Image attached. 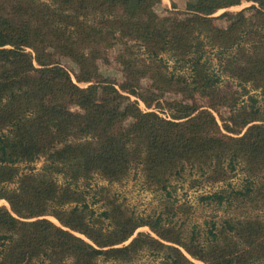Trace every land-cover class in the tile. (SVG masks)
Segmentation results:
<instances>
[{"label": "trees", "instance_id": "16d2710c", "mask_svg": "<svg viewBox=\"0 0 264 264\" xmlns=\"http://www.w3.org/2000/svg\"><path fill=\"white\" fill-rule=\"evenodd\" d=\"M245 1L252 4L218 17L243 0H194L160 17L155 6L161 0H0V201L9 205L0 207V264L130 262L145 247L163 253V264H264L258 217L223 218L202 238L196 228L187 236L164 213L136 215L115 200L96 217L88 193L76 188L94 174L121 181L137 165L146 186L170 200L172 181L188 167L222 181L242 164L249 177L240 189L202 200L232 205L238 198L264 208V110L254 96L252 104L238 106L204 60L207 45L219 49L221 71L245 89H259L264 99V0ZM217 19L227 26L218 27ZM117 33L124 39L119 88L98 74L96 61L105 51L84 52L88 41L113 45ZM130 42L142 43L149 62ZM162 53L183 63L190 76L167 71ZM57 54L73 60L77 82L89 86L74 83ZM145 79L150 82L143 87ZM167 93H198L212 110L226 106V133L210 109L191 101L166 100L167 115L140 108V102L161 105ZM40 158L39 171L20 173L16 166ZM59 175L65 183H58ZM15 179L16 188H5ZM170 204V217L181 213ZM145 227L151 233L133 237Z\"/></svg>", "mask_w": 264, "mask_h": 264}, {"label": "rangeland", "instance_id": "374dc122", "mask_svg": "<svg viewBox=\"0 0 264 264\" xmlns=\"http://www.w3.org/2000/svg\"><path fill=\"white\" fill-rule=\"evenodd\" d=\"M194 1V0H193ZM192 2L191 0H161V3L155 6V12L160 17L168 16L170 11H184L186 5ZM252 3L243 0L240 6L231 7L226 10L219 11L214 16L218 17L222 13L228 11L231 13H238L241 10L249 7ZM90 22L98 21V18H95V15H89L87 18ZM215 24L218 27H226L227 21L225 19H217ZM107 26H110L108 24ZM75 38L79 37V34L74 33ZM122 41L124 39L119 38V33L115 34L111 38L110 46H97L87 42L85 44L84 52L89 53L94 50V48H101L102 51H105L104 57H98L96 65L98 67V74L102 79H106L119 88V85L124 80V74L122 72V67L119 63V54L123 49ZM132 43V42H130ZM135 44L132 48L133 53L136 54L141 59H146L149 62L148 52L142 43L133 42ZM219 49L207 45L205 47L204 60L207 61L209 71L215 73L220 78V81L217 86L225 94H235L239 99L238 106L243 104H252L248 99L249 96H254L258 100V106H262L261 109L264 110V99L261 95L259 89H253L251 85L241 86L239 82L228 77L220 69L219 61ZM57 63L64 67L71 75L74 83L80 87L89 86L88 83L77 82L76 76L79 72L78 65L71 60L69 57L57 54ZM161 58L164 61L166 70L175 74H184L190 76V69L182 66L183 63L176 61V58L170 53H162ZM149 80L145 79L142 82L143 87L149 84ZM248 91L246 94L245 91ZM180 100L184 99L185 101H191V103H196L199 107L210 109L217 121L222 128L223 132L226 131L223 129L224 119L228 118L229 111L226 106H217L213 110L210 108L211 104L209 98L202 97L198 93H195L193 98H188L175 93H167L163 98L160 99L159 103L161 105H153L151 108H146L145 105L140 102V108L143 111H156L161 115H167L163 110L166 100ZM133 100H136L133 98ZM73 110H79L77 107H72ZM44 164V159L40 158L33 163H19L16 166L18 167L20 173H26L34 169V171H39ZM248 176L245 167L240 164L237 166L235 171L229 172L225 180L222 181H213L206 179V175L203 176L197 168L188 167L183 173L181 178L174 179L172 181V186L170 190L172 191L173 198L168 199V196L164 192H157L153 189H150L146 186L144 181V176L140 166L133 165L129 170L127 176L116 182H110L102 178L98 174H94L88 180H82L77 183L76 188L87 192L85 196L86 203L89 205V208L95 211L96 217L99 216L104 209L106 208V203L108 200H115L119 204L123 205L128 211L136 214L146 216L149 214H158L164 213V217L170 218L173 220L174 224L177 227L182 226V229L186 231L187 236L189 233L196 228L201 233V238L206 234L209 224L212 221H219L223 218L233 217L236 220H244L247 217H258L264 221V208H258L254 204L242 203L236 198L233 200L232 205L224 203L223 205H217L215 202L203 201L202 197L211 195L216 192L228 191L230 192L232 188L240 189L244 184L242 181ZM58 183L63 184L66 182L62 176H57ZM255 180V179H252ZM4 186L7 189H14L17 187L16 179L12 182H4ZM174 202L173 205H176L179 208L181 213H178L177 216H171L167 214L168 208L171 205L170 203ZM6 206L9 208V205L6 201H0V207ZM189 208V209H188ZM54 223L58 224L55 219L52 217H47ZM106 224L108 221L105 222ZM139 232L151 233L149 228H140L136 231L135 237ZM153 235V234H152ZM154 236V235H153ZM155 237V236H154ZM130 242L127 241L125 245ZM155 252V251H154ZM152 250L145 247L141 249L135 257L130 262L123 261H107L103 258L98 260V264H163V253L155 254ZM154 253V254H153ZM197 264H204L202 262L195 261ZM36 264H43L42 262H37Z\"/></svg>", "mask_w": 264, "mask_h": 264}, {"label": "crops", "instance_id": "0c3cea01", "mask_svg": "<svg viewBox=\"0 0 264 264\" xmlns=\"http://www.w3.org/2000/svg\"><path fill=\"white\" fill-rule=\"evenodd\" d=\"M191 1H193V0H191Z\"/></svg>", "mask_w": 264, "mask_h": 264}]
</instances>
